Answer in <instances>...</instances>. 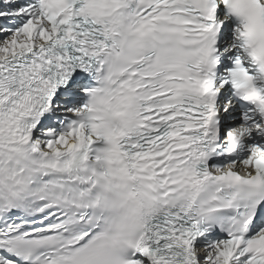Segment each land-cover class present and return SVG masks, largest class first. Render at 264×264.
I'll list each match as a JSON object with an SVG mask.
<instances>
[{"label": "snow or ice", "instance_id": "1", "mask_svg": "<svg viewBox=\"0 0 264 264\" xmlns=\"http://www.w3.org/2000/svg\"><path fill=\"white\" fill-rule=\"evenodd\" d=\"M222 132L264 136V0H0V264H264Z\"/></svg>", "mask_w": 264, "mask_h": 264}]
</instances>
